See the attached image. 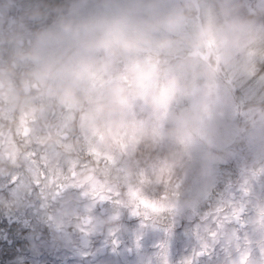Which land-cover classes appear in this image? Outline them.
<instances>
[{"label":"clouds","instance_id":"clouds-1","mask_svg":"<svg viewBox=\"0 0 264 264\" xmlns=\"http://www.w3.org/2000/svg\"><path fill=\"white\" fill-rule=\"evenodd\" d=\"M242 256L264 264V0H0V264Z\"/></svg>","mask_w":264,"mask_h":264},{"label":"snow or ice","instance_id":"snow-or-ice-1","mask_svg":"<svg viewBox=\"0 0 264 264\" xmlns=\"http://www.w3.org/2000/svg\"><path fill=\"white\" fill-rule=\"evenodd\" d=\"M234 216H235V218H239V214L238 213H234ZM245 260H246V256H242L241 257V264H244V262H245Z\"/></svg>","mask_w":264,"mask_h":264},{"label":"rangeland","instance_id":"rangeland-1","mask_svg":"<svg viewBox=\"0 0 264 264\" xmlns=\"http://www.w3.org/2000/svg\"><path fill=\"white\" fill-rule=\"evenodd\" d=\"M209 258H211V257L209 256Z\"/></svg>","mask_w":264,"mask_h":264}]
</instances>
